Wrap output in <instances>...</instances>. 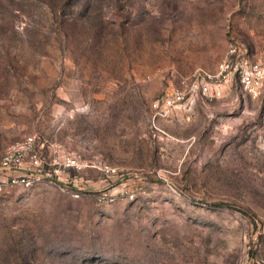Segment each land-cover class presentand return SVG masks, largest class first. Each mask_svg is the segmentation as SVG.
<instances>
[{
  "label": "rangeland",
  "instance_id": "rangeland-1",
  "mask_svg": "<svg viewBox=\"0 0 264 264\" xmlns=\"http://www.w3.org/2000/svg\"><path fill=\"white\" fill-rule=\"evenodd\" d=\"M230 43L264 0H0V264H264V80L161 102Z\"/></svg>",
  "mask_w": 264,
  "mask_h": 264
},
{
  "label": "built area",
  "instance_id": "built-area-1",
  "mask_svg": "<svg viewBox=\"0 0 264 264\" xmlns=\"http://www.w3.org/2000/svg\"><path fill=\"white\" fill-rule=\"evenodd\" d=\"M236 75L240 86L252 97H257L264 80V65L259 62H249L247 58L239 54V48L235 43H230L225 58L218 64L214 73L206 74L200 80L195 78L183 86L175 88L170 95L162 99V105L166 109L184 105L191 107L195 99L201 95L213 98L221 95V87L232 75ZM157 103H154L156 106ZM31 162L38 164L35 153L30 155ZM22 152L13 149L0 157V187L8 183L18 182L17 177H10L7 171L21 163ZM74 163V160H71ZM106 172L114 171L112 167L103 166ZM7 174V175H6ZM21 180V179H20ZM23 180V179H22ZM132 193L128 197H132Z\"/></svg>",
  "mask_w": 264,
  "mask_h": 264
}]
</instances>
